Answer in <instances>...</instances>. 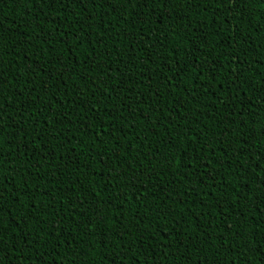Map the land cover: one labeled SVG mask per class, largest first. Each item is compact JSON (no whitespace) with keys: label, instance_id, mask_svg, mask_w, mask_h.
I'll return each instance as SVG.
<instances>
[{"label":"trees","instance_id":"obj_1","mask_svg":"<svg viewBox=\"0 0 264 264\" xmlns=\"http://www.w3.org/2000/svg\"><path fill=\"white\" fill-rule=\"evenodd\" d=\"M163 2L0 0L4 264H264V3Z\"/></svg>","mask_w":264,"mask_h":264},{"label":"snow or ice","instance_id":"obj_2","mask_svg":"<svg viewBox=\"0 0 264 264\" xmlns=\"http://www.w3.org/2000/svg\"><path fill=\"white\" fill-rule=\"evenodd\" d=\"M29 2H31V0H29ZM45 2H47L50 6V8L55 9L56 5L59 4L62 7H71L72 4H77L78 6L83 8V5L85 3H92L94 6H99L98 4V0H45ZM121 3H131L132 0H120ZM138 3L142 4L143 7H147V5L149 3H158V0H137ZM170 2V0H164L162 6L163 7H167V4ZM191 3H195L196 0H190ZM225 2H229V0H225ZM259 2L264 3V0H259ZM102 3L104 4V6L112 8L113 7V3L114 0H102ZM250 0H236V8L240 9L241 5H249ZM86 11V9H84ZM113 10H115L113 8ZM241 16L245 17V12L243 10H241ZM86 19H90V17H86ZM77 23H79V21H77ZM82 30V28H81ZM262 30H264V27H262ZM0 39H2V33H0ZM77 40H79V37H76ZM12 55H14L15 53H11ZM3 69L0 68V73H2ZM209 72H213L215 71V66L214 65H210ZM175 75V74H174ZM6 83V80L0 76V92L3 91V86ZM16 83L18 84L19 81L17 80ZM13 95H15V93H13ZM20 95L23 96V89L20 90ZM24 100L27 102L25 105V110L28 107L32 106L33 100L31 95L29 96H25ZM7 107L11 108L12 105L9 104L7 105ZM7 115V112L4 111V105L0 104V122L3 121L4 117ZM41 115H43V111L41 112ZM2 129H3V125L2 123H0V141H2ZM191 130L188 132V135L191 136ZM70 142V141H69ZM175 146V145H173ZM188 149L184 148L183 149V153H187ZM182 153V154H183ZM8 155H11V153H9ZM3 156L4 154L2 152H0V170H2L3 168ZM187 160L188 161H192L193 160V156L191 154H189L187 156ZM7 163H11V160H8ZM204 166V165H202ZM23 186H24V191L21 193L19 192V189L17 188L16 191H10L9 189H6L4 187H0V245L3 244V240H4V231L3 229L7 227V225H5L4 223V216L5 214H7L9 217H12L14 219V214L12 212V209L9 207H6V205H13L15 206L16 204H20V209L22 210L23 208L27 207V206H32L35 207V199L34 197H36L37 195H39V189H30L29 187V182L27 180L23 181ZM31 193V196L33 197L32 199H29V194ZM23 200L25 201V203H20V201ZM260 203L264 204V201H261ZM29 219H32L30 216L25 219V223L28 222ZM22 232L23 229H20V231L17 233L18 236H21L22 238ZM261 247H264V244L261 245ZM2 252H3V248L0 247V264H4L3 261V257H2Z\"/></svg>","mask_w":264,"mask_h":264}]
</instances>
